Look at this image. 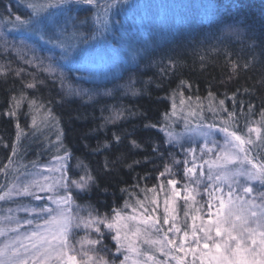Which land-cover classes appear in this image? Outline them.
<instances>
[{
    "label": "trees",
    "instance_id": "16d2710c",
    "mask_svg": "<svg viewBox=\"0 0 264 264\" xmlns=\"http://www.w3.org/2000/svg\"><path fill=\"white\" fill-rule=\"evenodd\" d=\"M134 1L118 0L108 13L107 31L97 21L103 20L102 11L76 5L73 16L88 18L98 33L88 46V60L69 61L61 58L58 47L12 23L16 15L27 18V0H0V169L8 165L0 171V193L34 163L63 156L67 150L95 178L78 197L81 202L105 216L147 209L162 223L169 191L160 173L175 159L169 131L179 135L192 127L214 125L248 135L247 121L260 127L264 54L257 38L264 33V0H150L136 9ZM105 2L111 0H100ZM162 7L175 13L173 20L167 21L170 16H163ZM103 58L115 77L106 69H89L88 63L94 66ZM49 64L54 73L43 70ZM29 82L36 87L27 88ZM75 89L81 95L70 91ZM12 97L20 99L15 116L5 114ZM33 100L35 105L30 104ZM249 104L254 106L251 113ZM37 106H42L39 111ZM49 111L51 116L44 119ZM228 112H236L235 122ZM250 135L256 141L246 145L250 157L264 154V145ZM114 136L120 137L119 143ZM174 175L183 181L181 172L174 170ZM255 182L264 190V184ZM175 208L181 229L192 232L196 206L179 202ZM6 211L2 200L0 218ZM180 264L194 262L186 259Z\"/></svg>",
    "mask_w": 264,
    "mask_h": 264
},
{
    "label": "snow or ice",
    "instance_id": "6c2138e0",
    "mask_svg": "<svg viewBox=\"0 0 264 264\" xmlns=\"http://www.w3.org/2000/svg\"><path fill=\"white\" fill-rule=\"evenodd\" d=\"M22 2H25V0H22ZM117 2L118 0H111V2L101 4L100 0H27L26 6L30 10L27 18L22 19L20 15H16L12 23L24 26L27 31L37 34L41 40H46L47 43L52 44L54 47H58L62 53L61 58L64 60L71 61L77 58L80 60H88L92 55L88 46L92 41L97 39L98 29L92 27L88 18L82 19L79 16L74 17L73 13L75 12V6L88 5L94 7L97 12L102 11L104 18L101 21L100 18L97 17V21L102 23L103 29L107 31L109 27L108 13L116 6ZM124 2L126 3L127 0H124ZM257 39H259L262 54H264V33ZM253 42L255 43V40ZM26 62L31 63V61ZM262 63H264V61H262ZM244 66L247 67V63ZM43 70L49 73H54L56 71L51 64L43 67ZM234 70H236L235 65ZM16 74L19 75V71ZM59 78L63 84L65 82L63 72L60 73ZM261 84L264 85V78L261 79ZM26 87L34 88L36 84L29 82L26 84ZM70 91L74 92L75 95H81V90L79 89ZM83 91L87 92V90ZM209 95H211V93ZM21 99H23V95ZM233 99H235V97H233ZM11 100L12 107H10L5 114L15 116V109L19 108L20 99L12 97ZM219 103L220 105H224L223 100ZM30 104L35 105L36 101L33 100ZM41 107L42 106H37V111H39ZM253 108L254 106L249 104L248 112L251 113ZM224 110L227 111V109ZM190 114L195 115V113ZM241 114H243V109H241ZM173 115H175V112H173ZM50 116V111L43 114L44 119ZM167 117L168 114L165 113V118L167 119ZM260 117V127H252L250 121L246 122L245 127L247 128L248 135L243 134V130H230L228 127H221L219 131L224 133L223 147L220 151L216 152L215 155L217 160L223 161V165H215V161L211 163L207 160L204 161L205 164H209V171H211L213 166L223 167V171L215 177L211 175L208 176V180L215 179L221 182L214 187L213 185H209V187H213V192L220 193V195L216 197L218 201L217 216L220 215V210L224 209L226 206L224 188L221 186L223 183H227L229 188L227 193V204L229 206L233 204L232 196L235 190L233 188V183H238V179L236 178L243 176L247 180H258L261 184H264V154L250 157V149L246 147V145H256V141L251 138L250 134L252 133H256L257 140L261 145H264V136L261 135L262 129H264V108L260 111ZM119 118L120 116L117 114L115 119ZM228 118L235 122L237 119L236 112H228ZM33 126H35V118ZM156 126L155 124H145L146 128H154ZM17 127L19 126L17 125ZM208 127L211 129L215 126L209 125ZM167 134L170 144L179 143L181 138L178 134L171 131ZM205 135L207 136V134ZM17 139H19V137H17ZM57 139L59 141V136ZM114 140L116 143H119L120 137L114 136ZM132 144L135 147H139L136 141H132ZM110 146L109 144H105L106 148ZM214 146H218L215 141H213V146L206 144L205 148L208 152H212ZM5 147H8V145H5ZM60 147H63V145L60 144ZM181 147H183L182 144ZM16 151V146L13 145L12 156L16 155ZM154 151H159V148L157 147ZM185 151L192 156L193 163L192 167H187L188 161H183L186 166L185 175L191 174L194 176L197 167L195 164L196 149L188 147ZM69 157L70 153L65 150L64 155L57 156L56 159L66 161ZM11 162V158H9V163ZM173 162L175 164L181 163L176 160ZM134 163H139V161H134ZM229 165H238L239 167L232 169L228 167ZM245 165L248 167H245ZM7 167L8 165H5L4 169H0V171H5ZM129 167H131V165H129ZM165 169L169 170V166L165 165ZM60 172L61 177L60 180L57 181V184L63 189V195L57 196L55 201L56 208L40 204L35 208L25 209V211L36 213V215L31 219H25L23 224L17 221L14 228H0V236H3L7 231L19 232L24 226H34L24 237V239L28 241L27 244L20 242V237L17 236L15 239L7 240L4 244L0 245V264H48L49 261H53L54 264H115V261L109 262L104 259V257L96 259L92 255H89L87 251L82 253L86 259L80 261L77 260L76 255L70 254L74 251L71 245V230L73 227H80L81 225L86 229L92 228L99 234L100 238L87 240L86 242L88 244L102 245L105 234L101 231L100 225H103L107 229L115 231L116 234L112 236V239L116 242L115 251L117 253H120L122 249L124 251H131L138 256L146 257L143 264H148L149 261H151L152 264H157L155 255L141 251L138 247L133 246L132 242L129 240L128 234L122 232V228H126L127 225L121 222L125 219L138 220L139 218L135 215L125 217L121 212L117 211L115 217L112 219H109L107 216L101 217L99 215H93L92 212H89L90 219L73 216L70 207L71 203L74 202L72 188L75 187L84 190L89 187V181L95 182V178L91 176L86 166L85 176L80 177L79 180L71 178L69 175V166L67 164L61 165ZM164 174V172L160 173L161 176ZM201 175H203V172H201ZM45 179H47V177H45ZM167 183L172 186L173 196L175 198H181L185 202L189 200L195 201L196 196L193 193L196 192V189L189 190L186 187L184 191L188 194L182 196L181 191L177 189L178 180L169 179ZM50 191H52L51 185L47 187L37 186L35 192L30 190L28 184H25L22 188L18 185H13L7 188L3 193H0V201L11 198L13 195L32 196L36 201H44L45 197L38 193H47ZM243 191L246 194L253 193V188L251 186L244 187ZM204 192L210 197L213 195L212 192H208L207 187L204 189ZM260 196L264 197V192L260 193ZM47 199L51 201L52 197L48 196ZM208 207L211 213L213 205L209 203ZM144 211L147 212L148 210L145 209ZM153 211L155 210L153 209ZM167 211L168 209L166 207L165 212L167 213ZM240 211H243V209ZM250 217L252 218L251 220L247 216L242 217L241 215H236V220L240 222L239 226L233 223L230 229H222L220 227L221 221L219 219L215 221V237L226 236V238L220 242H217L210 234L212 231L211 227L207 229L201 227L199 229V231L204 233L203 249H209L210 252L213 247L215 249L214 254L211 255L209 264H264V212H261L258 216L256 211H251ZM139 222L148 225V227L152 228L156 233H163L162 236L157 235L155 238H152L150 234L141 233L139 228L132 233L133 236L138 238L143 236V242L153 247L161 255L168 256L173 251L185 252V242L189 233L185 231L183 233V239H179L177 234L181 232V229L176 227L175 224L170 225L167 230L164 231L163 225H169V218L167 215L163 218L162 223L158 217L153 218L152 216H144L142 219H139ZM50 223H55L57 225V230L54 233L48 234L44 229H46ZM213 223V220L209 219L208 224L211 226ZM234 232L236 234H233ZM170 233L172 235H169ZM192 235L196 237L195 243L197 247H199L201 241L200 238L197 237L195 228ZM209 241L212 243L210 244ZM222 248L223 251H221ZM128 259L129 257L125 256V259L120 261V264H125ZM172 259L183 261L184 257L173 256ZM133 264H141V262L134 261ZM159 264H163V262L161 261Z\"/></svg>",
    "mask_w": 264,
    "mask_h": 264
},
{
    "label": "rangeland",
    "instance_id": "374dc122",
    "mask_svg": "<svg viewBox=\"0 0 264 264\" xmlns=\"http://www.w3.org/2000/svg\"><path fill=\"white\" fill-rule=\"evenodd\" d=\"M150 0H135L133 2V6L135 9L139 8V6H142L143 4L149 2ZM157 1V0H156ZM181 1V0H180ZM184 3V0H183ZM163 16H170L168 17L167 21L173 20V17L175 16V13H173L171 10L167 11L165 8H161ZM167 11V12H166ZM195 12V11H194ZM165 13V15H164ZM164 17V18H165ZM163 18V19H164ZM113 57V56H112ZM111 56L109 57V60H113ZM116 60V59H114ZM106 59L103 58V61H97V64L94 66H91L88 63L89 69L95 70L100 72V68L106 69ZM105 62V65L103 64ZM105 66V67H104ZM94 67V69H93ZM88 69V70H89ZM89 70V71H90ZM94 73V72H93ZM105 73H110L106 69ZM117 74L114 72V74L110 73V77H115ZM108 76V75H107ZM100 78V77H98ZM207 134V136L205 135ZM252 135L256 136V133H252ZM179 137L181 138L179 143H172L170 144L168 142V145L173 148V153H175V159L176 161H180L181 163L175 164L173 162L172 167L169 168V170L165 171V174L163 175V184L165 185L166 189L169 191V194L166 193L164 200H163V206L164 209L167 207L168 211L167 213L165 210L162 212V221L165 215L169 218V225H163L164 231L167 230V228L175 224L176 227L180 228V220L177 217L176 214V208L175 206L182 202L187 205H195L196 209L194 211V216L196 223H194V228L197 233V237L200 238V246L197 247V244L195 243L196 237H193L192 232L189 233L188 238L185 242V252H171L168 256L161 255L158 251H156L153 247H150L148 244H145L143 242V236L141 237H135L132 235L136 231L137 228L141 230V233L144 234H150L152 238H155L157 235H161L163 233H156L152 228H149L148 225L140 223L139 219H142L144 216H154L152 215L153 212H145V211H136L132 210L129 213H122L125 217H130L135 215L138 217V220H130L125 219L122 221V224H126V228H122V232H125L128 234L129 240L132 242L133 246L138 247L141 251L148 252L152 255H155L157 258V264L159 262H163V264H180L181 262L185 261L186 259H189L191 262H194V264H209V260L211 258V255L214 254L215 249L214 247L211 249V252L209 249H203V239H204V233L199 231L201 227H204L207 229L208 227L212 228L211 235L213 238L220 242L223 239L226 238V236L222 237H215V221L218 219L221 221L220 227L222 229L225 228H231V225L233 223L237 224L239 226V221L236 220V215L247 216L250 220L252 219L250 217L251 211H256L258 213V216L261 212H264V197L260 196V193L264 192L262 188H260L255 180H247L245 177L241 176L236 179H238V183H233V188L235 189L233 191L232 201L233 204L229 206L227 204V193L229 191V188L227 186V183H223L221 186L224 188V195L226 200V206L224 209L220 210V215L217 216V205L218 201L216 200V197L220 195L218 192H213V187L216 184H220V181L208 180V176L211 175L215 177L217 174L221 173L223 171L222 166H213L211 168V171H209V164H205L204 161L207 160L210 163L215 161V165H223L222 160L216 159V152L220 151V149L223 147V140H224V133L220 132L216 128H209V127H192L189 128L185 132L179 133ZM213 141L217 142L218 146L213 147L212 152H208L205 148V145L213 146ZM181 144L183 147H181ZM188 147H192L196 149V174L193 176L191 174L185 175V164L183 161L187 160L188 165L187 167H192V156L188 154L185 149ZM203 150V151H202ZM62 156V155H61ZM57 156H53L48 159H41V163H34L31 166V170L28 172H25L24 174L20 175L11 185H18L19 187H23L25 184H28L30 186L31 191H36L37 186H43L47 187L49 185L52 186V191L47 193H38L45 197L44 201H36L32 196H16L13 195L11 198H6L5 202L7 205V211L4 213V215L0 218V228H14L16 226L17 221H19L21 224H23V221L25 219H31L33 218L36 213H32L29 211H25V209H32L37 207L40 204H45L46 206H50L52 208H56V199L58 195H63V189L60 188L57 184V181L60 180L61 172L60 168L62 164H67L69 166V175L74 180H79L80 177L85 176V164L82 163L80 160L73 159L69 157L66 161H61L56 159ZM173 160V161H174ZM79 165V166H78ZM202 166V167H201ZM228 167L232 169H236L239 166L238 165H229ZM246 167V166H245ZM88 170V169H87ZM174 170L177 172H181L183 176V181H180L177 185V189L181 191V195H187L188 193L184 191V189L187 187L189 190L196 189V192L193 193L196 196L195 201L189 200L188 202H185L181 198H175L173 196V189L172 186L167 183L169 179H176L174 175ZM89 172V171H88ZM201 172H203V175H201ZM47 177V179H45ZM177 180V179H176ZM92 184L91 181H89V187ZM209 185H213V187H209ZM251 186L253 188V193H244L243 188ZM88 188L81 190L77 189L75 187L72 188V194L74 202L71 203V214L76 217H82L85 219H90L89 212H92L93 215H99L101 217H105V215H101L96 213L91 206H89L86 203L81 202L78 197L82 196L84 193L88 191ZM208 188V192H212L213 195L210 197L207 193L204 192L205 188ZM198 193V194H197ZM51 196L52 200L48 201L47 197ZM167 202V203H166ZM209 203L213 205L211 213L209 212ZM230 208H231V214H230ZM243 209V211H240ZM116 213H113L110 216H107L109 219H112L115 217ZM209 219L213 220V225H209L208 221ZM34 226H24L19 230V232H13V231H7L5 235L0 236V245L4 244L7 240L15 239L17 236L20 237V242H23L25 244L28 243L27 240L24 239V237L27 235L28 232H30L33 229ZM101 231L105 234L102 245H91L88 244L87 240H95L100 238L99 234L96 233L92 228H84L83 225L80 227H73L71 230V245L74 249L73 252L70 254L76 255L77 260H84L86 257L82 255L84 251H87L89 255H92L94 258L98 259L99 257H104V259L108 260L109 262L115 261V264H120V261H123L125 259V256H128L129 259L125 262V264H133L134 261H140L141 264H143V261L146 259L144 256H138L135 253L131 251H122L120 253H117L115 251V241L112 239V236H114L116 233L114 230H109L103 225H100ZM193 228V230H194ZM57 230V225L55 223H50L44 231H46L48 234L54 233ZM191 230V229H190ZM183 233L184 231L181 229V232L178 235L179 239H183ZM233 234H236L235 232ZM169 235H172L171 233ZM127 243V241H126ZM211 244L212 242L209 241ZM167 251V249H166ZM223 251V248L221 249ZM173 256L177 257H184L183 261L175 262V259H172ZM48 264H54L53 261H49ZM148 264H152L151 261L148 262Z\"/></svg>",
    "mask_w": 264,
    "mask_h": 264
}]
</instances>
